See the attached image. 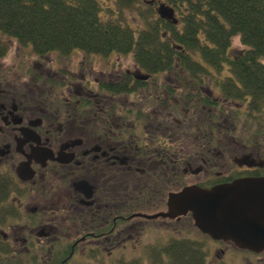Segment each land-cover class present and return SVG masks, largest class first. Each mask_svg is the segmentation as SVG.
Returning <instances> with one entry per match:
<instances>
[{"label": "flooded vegetation", "instance_id": "af4514ba", "mask_svg": "<svg viewBox=\"0 0 264 264\" xmlns=\"http://www.w3.org/2000/svg\"><path fill=\"white\" fill-rule=\"evenodd\" d=\"M30 51L0 64V264H264L168 215L187 187L264 181V101L229 67Z\"/></svg>", "mask_w": 264, "mask_h": 264}, {"label": "trees", "instance_id": "16d2710c", "mask_svg": "<svg viewBox=\"0 0 264 264\" xmlns=\"http://www.w3.org/2000/svg\"><path fill=\"white\" fill-rule=\"evenodd\" d=\"M156 1L0 0V34L37 53L131 51L148 71L201 59L229 67L224 82L242 83L232 91L250 94L253 106L263 103L264 0H165L176 10L177 25L158 17ZM235 36L245 50L230 57ZM7 49L0 40V56Z\"/></svg>", "mask_w": 264, "mask_h": 264}, {"label": "water", "instance_id": "95a60500", "mask_svg": "<svg viewBox=\"0 0 264 264\" xmlns=\"http://www.w3.org/2000/svg\"><path fill=\"white\" fill-rule=\"evenodd\" d=\"M160 18L176 23L174 9L160 3ZM264 181H235L212 188L190 186L172 194L171 217L192 213L196 227L214 239L233 241L242 248L264 249Z\"/></svg>", "mask_w": 264, "mask_h": 264}, {"label": "rangeland", "instance_id": "374dc122", "mask_svg": "<svg viewBox=\"0 0 264 264\" xmlns=\"http://www.w3.org/2000/svg\"><path fill=\"white\" fill-rule=\"evenodd\" d=\"M0 40H2L3 43H5L8 46V50L4 54V57L2 56L3 58L0 59V64H6V65L17 64L18 60H19V63L21 64L22 62L20 61V59L17 58V53L21 52V50H23V49L28 51V52H22V53L24 55L28 53L30 60H35L37 58L36 56H33V52L30 51L32 49L30 46H25L16 40L8 39L7 36L1 35V34H0ZM244 47L245 46L242 45L240 42V38L238 36H236L231 41V45H230L231 49L229 52L232 56H236L241 52L242 49H245ZM21 48H23V49H21ZM34 54H36V53H34ZM124 56H125V60H126L125 64L128 67L131 66V62L133 63V58L129 55H124ZM116 58L117 57H115V59ZM117 64H120V63H117ZM231 107H233V106H230L227 103H223V109L226 113H228V114L234 113L235 114L238 110L231 109ZM263 112H264V110H263ZM253 129L256 130L257 125L255 127H253ZM148 235H150V234H148ZM194 237H196V236H194ZM146 249L147 248H145V250H143V252H144L143 256L149 257V251H146ZM209 249H212V248L210 247L209 243L207 242L206 251L208 252ZM209 254L210 253L208 252V257L206 259L207 264H211L213 261V259H211L209 257Z\"/></svg>", "mask_w": 264, "mask_h": 264}]
</instances>
